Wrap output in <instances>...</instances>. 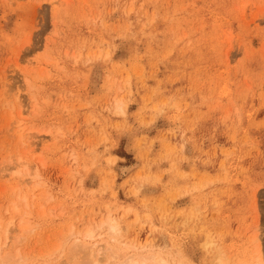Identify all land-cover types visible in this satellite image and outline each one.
<instances>
[{
  "label": "rangeland",
  "instance_id": "rangeland-1",
  "mask_svg": "<svg viewBox=\"0 0 264 264\" xmlns=\"http://www.w3.org/2000/svg\"><path fill=\"white\" fill-rule=\"evenodd\" d=\"M152 255L264 264V0H0V264Z\"/></svg>",
  "mask_w": 264,
  "mask_h": 264
},
{
  "label": "bare ground",
  "instance_id": "bare-ground-1",
  "mask_svg": "<svg viewBox=\"0 0 264 264\" xmlns=\"http://www.w3.org/2000/svg\"><path fill=\"white\" fill-rule=\"evenodd\" d=\"M110 227H111V231H113V232H114V230L117 231V228H116L117 226H115V225L112 226V224L110 223ZM91 236H92V231H87L86 237L92 238ZM87 244H89V243H86V241H84V243L83 242H79V244L77 243V246L81 247V248H85V249L87 248L90 251V254H93L94 248L88 246ZM91 263L97 264L98 262L94 260ZM123 264H170V263L168 261H166V259L164 260L163 258L157 261L156 256L152 255L150 257H141V258H135L134 256H132V257H129L128 259H126L125 262H123Z\"/></svg>",
  "mask_w": 264,
  "mask_h": 264
}]
</instances>
